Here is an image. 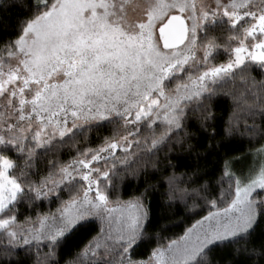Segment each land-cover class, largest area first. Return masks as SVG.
Here are the masks:
<instances>
[{"label":"snow or ice","instance_id":"snow-or-ice-1","mask_svg":"<svg viewBox=\"0 0 264 264\" xmlns=\"http://www.w3.org/2000/svg\"><path fill=\"white\" fill-rule=\"evenodd\" d=\"M13 7L0 40V264L41 248L42 264H264V144L239 173L230 148L238 133L264 140V0H0ZM92 133L100 142L79 147ZM66 146L75 155L61 161ZM142 173L122 199L117 178ZM53 196L54 212L19 219ZM177 218L183 231L165 237Z\"/></svg>","mask_w":264,"mask_h":264},{"label":"trees","instance_id":"trees-1","mask_svg":"<svg viewBox=\"0 0 264 264\" xmlns=\"http://www.w3.org/2000/svg\"><path fill=\"white\" fill-rule=\"evenodd\" d=\"M21 14H22L21 10L18 7L10 8L7 11H0V17L8 20L11 25L7 29L0 28V40H7L10 38L11 33L13 31L12 26L15 25L17 17L20 16ZM225 58L226 57L223 55L222 52L217 54V62L224 60ZM250 75L255 77L256 80L261 79L260 70L258 68H253ZM250 86L251 85H249V87ZM242 88L243 86L241 85L240 81L237 80L235 84L233 83L227 84L225 86V91L241 90ZM230 104H231L230 100L222 99L220 101V104L217 106V114L221 117V120H220L221 129L223 127V121L227 119L228 114L231 111ZM257 123H260V121L257 120ZM101 134L109 135L110 129L101 130ZM142 135H148V132L144 131L142 132ZM79 140H80V143L78 145L79 147H84V146L95 147L100 142L97 135L94 133L89 134V138L87 141L84 140L83 137L79 138ZM193 143L195 144L196 141H193ZM261 144H264V140H259V137L251 138L250 140L248 136H243L238 133L236 136V139L233 140L232 144L230 145V148L235 149V151H233L231 155L241 157L239 162H236L233 165V171H236L238 173L241 170L245 171L244 166L247 164L249 160H253L255 157V153L253 149L259 148ZM223 154L224 153L221 152L218 156L211 157L210 159L212 160V163L209 164V172L211 174L212 183H213V186L216 188L217 194L221 190V187H223L224 189H227L228 187L227 182H225L223 185H220L218 183L219 178L221 176L220 167L222 166V160L220 157H222ZM56 155H58V158L61 161H66L69 159L70 156L75 155V150L66 146L62 148L59 151V153ZM49 158H51V156ZM140 164H142V161L139 163H134L132 166L135 168V167L140 166ZM41 170L46 171V169L43 168V165H41ZM32 178L35 179L36 177H32ZM148 179H152V177L149 176ZM144 181H145V176L143 175V173L141 174V177L139 180H137L136 178L132 176H127V175L122 181L119 180V178H117V186H118L119 194L121 195L122 199L127 200L131 195L136 194L138 190H143ZM62 198L67 199L66 192L62 194ZM197 203H201V202L197 201ZM58 205H59V200H57L55 196H53L50 200H44L43 202L37 201L35 202V204H33L31 208L27 204L22 205L20 209L22 214L19 217V219L24 220V217L29 216V215L35 217L37 212H42V213L50 212V211L54 212ZM196 211H199V209H196ZM194 218L198 219L199 216H196ZM173 223L178 224L179 226L172 227L167 232L163 233L165 237L181 233L183 231V228L186 226L187 222L179 223V218H177V220L174 221ZM85 232H87V229L82 230L80 234L74 237L73 243L79 242V240L82 238ZM151 246H154V242ZM149 248L150 246H147V245L142 246L140 249H138V251L142 253L144 256H146ZM46 251L47 249L41 248L39 254H37L36 251L33 250L26 257L27 264H42V261L44 259L43 253ZM69 251H74V249H72L69 246H66L64 249L61 250V255L67 258V253ZM218 255L219 253H213L214 257ZM21 256H24V253H21Z\"/></svg>","mask_w":264,"mask_h":264},{"label":"rangeland","instance_id":"rangeland-1","mask_svg":"<svg viewBox=\"0 0 264 264\" xmlns=\"http://www.w3.org/2000/svg\"><path fill=\"white\" fill-rule=\"evenodd\" d=\"M258 160H259V158L255 155L253 160H249L246 165L244 164L245 165L244 166L245 172L248 170L249 166L253 164L254 161L258 162ZM241 165H243V164H241Z\"/></svg>","mask_w":264,"mask_h":264}]
</instances>
